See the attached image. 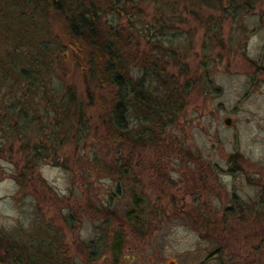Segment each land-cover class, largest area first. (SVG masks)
Returning <instances> with one entry per match:
<instances>
[{"label":"rangeland","instance_id":"1","mask_svg":"<svg viewBox=\"0 0 264 264\" xmlns=\"http://www.w3.org/2000/svg\"><path fill=\"white\" fill-rule=\"evenodd\" d=\"M166 2L171 10L137 5L131 19L151 25L159 16L149 32L175 52L165 59L175 95L164 122L148 125L139 110L128 112L134 135L154 127L155 146H123L116 160L71 54L54 82L73 86L87 126L76 123V103L32 102L24 134L0 145V230L14 252L24 248L37 264H264V0L236 15L219 4ZM53 30L66 41L57 14ZM99 94L108 106L109 90ZM35 143L40 161L30 167ZM122 160L130 172H120Z\"/></svg>","mask_w":264,"mask_h":264},{"label":"trees","instance_id":"2","mask_svg":"<svg viewBox=\"0 0 264 264\" xmlns=\"http://www.w3.org/2000/svg\"><path fill=\"white\" fill-rule=\"evenodd\" d=\"M188 1L191 6L198 5V1L213 8L219 4V12L231 11L232 15H236L241 10L239 8H252L258 0ZM143 3L156 4L158 7L155 10L157 8L159 12L171 10L167 8L169 4L166 0H0L1 151L5 145L12 146V141L6 136L15 131L24 134L20 127L31 113L29 107L32 102L44 100L47 104L56 102L59 97L61 105H65L64 102L68 105L76 103V123L87 126L83 103L77 102L73 86L63 82L58 89L54 82L56 66L59 67L60 59H65L68 54L72 55L83 78L87 102H97L100 107L107 144L118 148L114 153L116 160L119 162L123 146L133 150L152 143L149 132L154 127L148 126L134 135L129 128L128 112L131 108L136 112L139 110L141 116L138 117L142 118L137 119L144 120L148 125L164 122L162 117L171 109V100L175 95V89L165 75L168 64L165 59L175 56V52L163 47V41L157 38L155 30L149 32L157 25L156 22L161 23L159 16L151 25L145 24L140 17L138 22L131 20L136 17L137 5ZM56 14L67 29L66 41L59 40L53 30ZM123 17H127V25L121 23ZM209 29L210 25L207 26ZM142 41L145 46L149 43L153 47L143 49L140 45ZM134 69L141 70L142 77L133 74ZM149 83L154 84L153 90L147 87ZM63 88L64 94L60 96ZM105 88L110 94L108 106L104 103V95L94 96L96 89ZM47 115V111L42 112V116ZM39 125L38 131L43 128V124ZM22 142L30 143V138ZM32 147L37 151L29 155L30 167L40 161L37 154H41L39 144L35 143ZM130 167L127 160H122L120 172H130ZM133 201L139 206L143 199L136 194ZM237 204L233 196L232 206H227L225 210L233 214ZM137 213L135 219L140 217V212ZM255 215L260 218L259 213ZM6 237L0 230V264H37L33 254L27 253L24 248L16 253L10 242H2Z\"/></svg>","mask_w":264,"mask_h":264},{"label":"water","instance_id":"3","mask_svg":"<svg viewBox=\"0 0 264 264\" xmlns=\"http://www.w3.org/2000/svg\"><path fill=\"white\" fill-rule=\"evenodd\" d=\"M224 122H225V124H227V125L230 124V118H225V119H224Z\"/></svg>","mask_w":264,"mask_h":264}]
</instances>
